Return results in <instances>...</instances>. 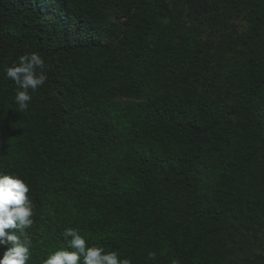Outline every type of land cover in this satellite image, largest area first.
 Instances as JSON below:
<instances>
[{
  "label": "trees",
  "instance_id": "16d2710c",
  "mask_svg": "<svg viewBox=\"0 0 264 264\" xmlns=\"http://www.w3.org/2000/svg\"><path fill=\"white\" fill-rule=\"evenodd\" d=\"M0 174L30 186L28 264L67 227L131 264H264V0H0Z\"/></svg>",
  "mask_w": 264,
  "mask_h": 264
},
{
  "label": "clouds",
  "instance_id": "9594fccd",
  "mask_svg": "<svg viewBox=\"0 0 264 264\" xmlns=\"http://www.w3.org/2000/svg\"><path fill=\"white\" fill-rule=\"evenodd\" d=\"M46 68L45 59L38 52H30L4 70L6 77L17 86L15 102L18 111L24 113L28 109L31 93L47 81ZM29 192L30 186L21 176L0 174V246L10 245L0 258V264H28L32 258L31 240L22 237L23 231L34 224L35 209ZM62 234L71 239L66 246L51 252L44 264H131L129 258H121L119 250L89 246V235L79 228L67 227ZM149 256L155 258V253ZM172 264L179 262L173 260Z\"/></svg>",
  "mask_w": 264,
  "mask_h": 264
},
{
  "label": "rangeland",
  "instance_id": "374dc122",
  "mask_svg": "<svg viewBox=\"0 0 264 264\" xmlns=\"http://www.w3.org/2000/svg\"><path fill=\"white\" fill-rule=\"evenodd\" d=\"M236 24L237 25L239 24V26H240V23L238 21H236ZM255 246H256V248L258 250H264V237L259 236L257 241H256V245Z\"/></svg>",
  "mask_w": 264,
  "mask_h": 264
}]
</instances>
